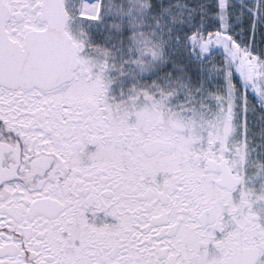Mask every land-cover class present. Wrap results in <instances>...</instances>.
Masks as SVG:
<instances>
[{"label": "snow or ice", "instance_id": "snow-or-ice-1", "mask_svg": "<svg viewBox=\"0 0 264 264\" xmlns=\"http://www.w3.org/2000/svg\"><path fill=\"white\" fill-rule=\"evenodd\" d=\"M0 264H264V0H0Z\"/></svg>", "mask_w": 264, "mask_h": 264}]
</instances>
